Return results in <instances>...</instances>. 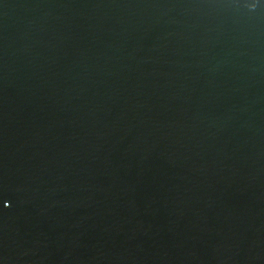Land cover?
Here are the masks:
<instances>
[{"label": "water", "instance_id": "obj_1", "mask_svg": "<svg viewBox=\"0 0 264 264\" xmlns=\"http://www.w3.org/2000/svg\"><path fill=\"white\" fill-rule=\"evenodd\" d=\"M0 264H264V0H0Z\"/></svg>", "mask_w": 264, "mask_h": 264}]
</instances>
